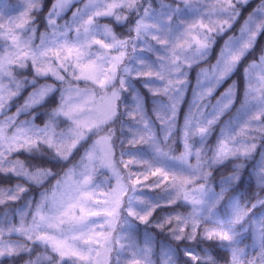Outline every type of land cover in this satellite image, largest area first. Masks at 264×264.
I'll return each mask as SVG.
<instances>
[{
	"label": "snow or ice",
	"instance_id": "obj_1",
	"mask_svg": "<svg viewBox=\"0 0 264 264\" xmlns=\"http://www.w3.org/2000/svg\"><path fill=\"white\" fill-rule=\"evenodd\" d=\"M0 264H264V0H0Z\"/></svg>",
	"mask_w": 264,
	"mask_h": 264
},
{
	"label": "trees",
	"instance_id": "obj_2",
	"mask_svg": "<svg viewBox=\"0 0 264 264\" xmlns=\"http://www.w3.org/2000/svg\"><path fill=\"white\" fill-rule=\"evenodd\" d=\"M10 2V4H12L13 3V1L14 0H9ZM81 2H83V0H81ZM71 13H69V15H70ZM242 19L243 18H241V23H242ZM106 22V21H105ZM239 26V24H237L236 26H235V29H234V31H237L236 29H237V27ZM119 30V29H118ZM229 34H231V33H229ZM220 43H222V41H220ZM218 47H219V45H217V51H218ZM253 57L252 56H249V60L250 59H252ZM215 61V53H213V55H212V57H211V60L209 61L210 63H212V62H214ZM202 67L204 66V65H201ZM239 73H237V75L236 76H233L232 77V79H238L239 78ZM191 79H192V82L194 83L195 82V71H193L192 72V74H191ZM227 83H231V80H229V81H227L226 83H225V85L223 86V87H227ZM223 87H221L220 89H219V91H223ZM219 91L216 93V95H219ZM189 95H190V93H189ZM14 110V109H13ZM51 183H55V181L53 180Z\"/></svg>",
	"mask_w": 264,
	"mask_h": 264
},
{
	"label": "rangeland",
	"instance_id": "obj_3",
	"mask_svg": "<svg viewBox=\"0 0 264 264\" xmlns=\"http://www.w3.org/2000/svg\"><path fill=\"white\" fill-rule=\"evenodd\" d=\"M6 2L9 3L10 1L6 0ZM19 2H20V0H14L12 4H16V3H19ZM102 22H105V21H102ZM238 28H239V26L236 29L237 31H238ZM149 179H151V177Z\"/></svg>",
	"mask_w": 264,
	"mask_h": 264
}]
</instances>
